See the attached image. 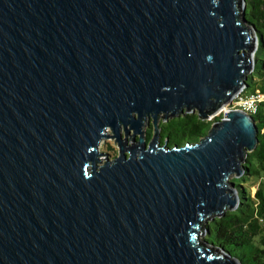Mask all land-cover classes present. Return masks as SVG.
Returning <instances> with one entry per match:
<instances>
[{"label":"water","instance_id":"water-1","mask_svg":"<svg viewBox=\"0 0 264 264\" xmlns=\"http://www.w3.org/2000/svg\"><path fill=\"white\" fill-rule=\"evenodd\" d=\"M243 2L0 0V264H241L199 235L238 204L254 116L172 146L157 121L207 119L245 87Z\"/></svg>","mask_w":264,"mask_h":264},{"label":"trees","instance_id":"trees-1","mask_svg":"<svg viewBox=\"0 0 264 264\" xmlns=\"http://www.w3.org/2000/svg\"><path fill=\"white\" fill-rule=\"evenodd\" d=\"M244 1V16L248 23L254 25L258 37L253 69L247 75L244 89L247 92L258 89L264 93V59H258L256 55L259 46H264V0ZM253 116L258 127V142L245 157L242 176L264 175V101ZM217 119L219 117L213 120ZM211 124L212 120L200 118L196 111L180 113L158 123L160 144L162 145L166 138V144L169 146L196 142L207 133ZM149 129L151 131L147 132L151 137L153 126ZM230 180L238 193L237 206L221 215L212 214L206 218L200 226L202 234L199 238L208 245L236 257L241 264H264V193L258 187L254 194L250 195L243 185L234 182L233 176Z\"/></svg>","mask_w":264,"mask_h":264},{"label":"rangeland","instance_id":"rangeland-1","mask_svg":"<svg viewBox=\"0 0 264 264\" xmlns=\"http://www.w3.org/2000/svg\"><path fill=\"white\" fill-rule=\"evenodd\" d=\"M243 5H245V1L242 3V6ZM257 46L258 45L256 44V48H257ZM256 55H257L258 59H264V46L262 44L259 46V49H258ZM253 61H254V55H253ZM256 74L257 73L255 72V75ZM248 91H250V88H248ZM227 104H231V100H229L228 102L223 104L213 114L221 113L222 109ZM193 112H195V111H193ZM210 116L207 119L211 118ZM169 118H172V117H169ZM168 119H163V117H159L157 123H159L161 121H166ZM211 120H212V122L214 121L213 119H211ZM149 128H152V118L145 119L144 123H143V126H142L146 141H148L150 139L149 138L150 135L148 134V132H150L151 130ZM106 130L108 131V134L106 136H104L100 140L99 145H98V150L100 152H102V154H104V155H99V157H98L99 159H101L100 163L101 162L103 163L106 160V158H105L106 155H107V158L113 159L114 156H116L118 154V146H117V142L115 141V137L112 136V133H111L112 130H111V128L109 126H107ZM120 131L123 133V131H124L123 127L120 128ZM160 143H161V136H160V139H159V144ZM233 179H234L235 183L243 185L250 195H253L258 187H260L262 189L263 193H264V175H261V176L256 175V174H253V175L245 174L243 176L242 175H237V176H233Z\"/></svg>","mask_w":264,"mask_h":264},{"label":"built area","instance_id":"built-area-1","mask_svg":"<svg viewBox=\"0 0 264 264\" xmlns=\"http://www.w3.org/2000/svg\"><path fill=\"white\" fill-rule=\"evenodd\" d=\"M231 104H227L222 112L219 114H212L209 118L214 119L219 117V119L225 118V113L231 108H239L246 111L250 115H254L258 111V107L262 101H264V93L256 89L252 92L245 91L244 87H241L230 99ZM221 111V110H220ZM215 121V120H214Z\"/></svg>","mask_w":264,"mask_h":264},{"label":"bare ground","instance_id":"bare-ground-1","mask_svg":"<svg viewBox=\"0 0 264 264\" xmlns=\"http://www.w3.org/2000/svg\"><path fill=\"white\" fill-rule=\"evenodd\" d=\"M255 49H256V44H255V48H254V50H253V53H254ZM253 53H252V56L254 55ZM98 145H99V144H98Z\"/></svg>","mask_w":264,"mask_h":264}]
</instances>
